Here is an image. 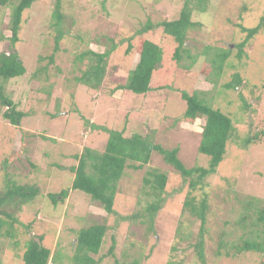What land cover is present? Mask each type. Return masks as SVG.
Here are the masks:
<instances>
[{
	"label": "rangeland",
	"instance_id": "obj_1",
	"mask_svg": "<svg viewBox=\"0 0 264 264\" xmlns=\"http://www.w3.org/2000/svg\"><path fill=\"white\" fill-rule=\"evenodd\" d=\"M53 1L34 0L22 13L14 50L25 73L5 82L0 79L4 93L24 113L19 124L13 125L2 117L5 108L0 106V193L9 177L17 184L38 188L37 195L14 212L18 221L0 229L13 232V237L0 235V264H23V251L34 236L42 237L52 258L58 257L48 264H70L77 231L103 222L108 229L98 253L91 254L101 258L99 264H263L264 252L236 253L231 243L263 236L262 226L254 225V207L264 202V137L246 148L240 144L245 137L264 132V28L247 40L238 56V44L246 40L238 24H258L264 15V0H209L205 11L193 10L191 19L200 22V27L188 32L186 46L195 58L189 69L184 67L189 58L183 57L180 63L172 58L176 43L162 28L143 34L161 47L163 61L151 76L150 90L143 94L110 93L112 79L126 76L138 61L133 48L127 51L128 43L134 45L137 40L136 29L147 19L177 18L183 0H64L68 32L53 61L48 62L39 56L52 51L48 27ZM9 12L0 7V51H8L10 46ZM103 37H111L117 44L100 88L92 90L75 83L74 76L84 65L74 58L85 47L103 51L102 44L93 42ZM226 48L230 53L217 75L206 65L215 50ZM41 66L45 70L37 73ZM235 73L241 83L235 89L225 88ZM182 91L204 92L208 103L228 114L234 126L223 160L206 176L202 191L195 193L197 198L206 194L209 204L203 261L194 247L200 222L182 210L187 183L156 151L140 169L124 171L118 181L114 214H107L89 195L71 187L74 173L70 168L77 165L74 154L84 147L102 151L108 133L101 127L122 130L124 136H146L165 149L176 147L186 167H207L209 157L198 152L204 118H196L192 124L182 120ZM16 152L20 157L4 171L3 160ZM155 168L166 174L167 182L160 194L162 205L149 220L154 195L143 177ZM61 190L67 196L52 203L47 194ZM250 196L257 200L247 212L245 200Z\"/></svg>",
	"mask_w": 264,
	"mask_h": 264
},
{
	"label": "trees",
	"instance_id": "obj_2",
	"mask_svg": "<svg viewBox=\"0 0 264 264\" xmlns=\"http://www.w3.org/2000/svg\"><path fill=\"white\" fill-rule=\"evenodd\" d=\"M209 0H183V6L178 17L172 20L151 21L147 19L135 31L137 40L134 45L128 43L127 51L131 48L138 54V61L126 76L113 77L114 86L110 89V93L116 90H123L132 94H143L150 90V80L153 73L160 69L163 65L162 49L152 40L143 34L151 32L156 28H162V31L169 38H172L176 46L174 48L172 58L180 63L183 57L189 58L188 65H184L189 69L195 61V58L189 53L186 46L188 40V32L192 29L200 27V22L193 21L191 14L193 10L205 11ZM34 0H0V7L9 8V30L11 37L9 38L8 51H0V79L2 82L11 78L21 76L25 73V67L22 60L14 50V45L19 41L18 32L21 27L22 13L28 9ZM64 0H54L51 12V21L48 33L53 36L52 51L47 56H39L40 59H48L53 61V55L59 49V43L68 32L65 26L67 16L63 10ZM242 32L246 33V40L238 44L240 52H243L248 39L257 34L260 29L264 28V15L260 18L258 24L253 27H244L238 24ZM72 36V34L69 32ZM97 44H102L104 50L101 52L94 51L90 48H84L76 53L74 60L81 64L84 68L80 69L79 74L74 76L77 84L84 85L92 90L100 88L104 80L108 59L116 48V42L111 37H103V40L94 38ZM44 50V49H42ZM230 53L229 49H218L213 53L214 57L208 62L206 68L215 69L219 75L226 59ZM44 66L37 69V73L44 71ZM206 71V70H205ZM241 83L238 73L233 74L230 82L224 84V87L236 88ZM181 99L185 102V109L181 116L182 120L187 123H194L196 118L203 117L204 124L201 128V139L198 145V152L208 156V166H191L186 167L178 158V148L165 149L159 144H152L147 137L140 134H132L124 136L122 130L106 129L101 127L108 133L105 146L102 151L90 147H84L80 154H74L77 165L70 168L74 173L71 183L72 189L80 190L89 195L92 202L100 206L107 214H114V201L117 193L118 181L121 179L126 169L138 170L144 164H147L152 151L159 153L164 161L171 165L181 175L182 180L187 183L188 191L182 202V210L186 211L190 216L198 219L200 222L198 239L194 243L196 255L200 261L204 260L203 250V234L205 231L206 213L208 211V200L206 194L197 198L195 193L202 191L205 182L204 179L210 173L215 172L218 164L223 160L226 153V144L233 135L234 126L228 114L222 112L218 108H213L205 98L204 92L193 91L180 93ZM246 104L244 103V106ZM0 106L5 110L2 117L13 125H18L24 113L16 108V104L12 101L8 94L4 93L2 85H0ZM263 136L264 132H256L245 137L240 146L248 147L252 141H257ZM20 157V152L6 157L2 162L3 170L12 167L13 161ZM61 167V166H60ZM167 182L165 173L158 169L147 170L143 177L144 185L150 187L154 200L149 205L150 219L161 207L163 198L160 194L163 192ZM38 193V188L28 184H17L10 177L6 180L4 190L0 193V229L3 225L12 226L17 222L14 215L20 207L34 198ZM52 203L57 200L64 199L67 196L66 190L59 193L47 194ZM257 198L253 196L245 200V210L247 212L253 201ZM256 217L255 226H262L261 232L263 236L254 238H243L238 240L239 243H231V248L236 252L252 251L264 252V202L261 207L255 206ZM125 218V217H124ZM245 219V216L241 218ZM108 229L105 222L94 223L89 227L82 228L77 231L76 245L72 261L70 264H99L101 258H94L91 254H97L102 245L103 238ZM11 230H0V235L4 234L13 237ZM259 235V233H257ZM114 241L109 248L108 254L112 253ZM51 250L42 244L41 236L30 238L22 254L23 264H48L50 259L55 261L57 256L51 257ZM53 255V254H52ZM117 264H120L117 262ZM130 264H139L138 261H132ZM264 264V260H263Z\"/></svg>",
	"mask_w": 264,
	"mask_h": 264
}]
</instances>
